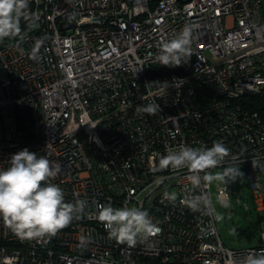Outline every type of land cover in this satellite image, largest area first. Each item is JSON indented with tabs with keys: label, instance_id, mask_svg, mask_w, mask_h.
Listing matches in <instances>:
<instances>
[{
	"label": "built area",
	"instance_id": "1",
	"mask_svg": "<svg viewBox=\"0 0 264 264\" xmlns=\"http://www.w3.org/2000/svg\"><path fill=\"white\" fill-rule=\"evenodd\" d=\"M27 12L21 34L0 40V167L25 148L58 162L50 182L84 207L39 239L0 219V264H244L264 251V230L255 246H226L211 185L158 167L182 146L223 143L229 156L217 168L239 167L251 189L244 208L264 224V118L245 104L264 98V0H30ZM186 25L193 55L160 65L161 43ZM151 103L155 114L137 112ZM215 193L242 204L231 181ZM194 196L209 203L193 212ZM100 206L146 210L157 231L118 243Z\"/></svg>",
	"mask_w": 264,
	"mask_h": 264
},
{
	"label": "clouds",
	"instance_id": "2",
	"mask_svg": "<svg viewBox=\"0 0 264 264\" xmlns=\"http://www.w3.org/2000/svg\"><path fill=\"white\" fill-rule=\"evenodd\" d=\"M29 3L30 0H0V40L21 34L20 21L28 16ZM193 31L191 25H186L174 38L163 41L157 62L168 67L186 63L193 55ZM159 109L160 105L151 103L138 108L137 112L155 114ZM96 142L99 143L98 138ZM228 156L229 149L221 142L203 148L182 146L178 151H169L161 156L158 167L177 171L188 169L187 179L194 188L202 183L209 186L213 182L227 184L243 177L235 164L215 174L208 170L220 167ZM60 171L58 162L52 163L45 156L30 152L27 148L12 154L7 167H0V219L20 237L39 239L54 236L68 227L82 211L83 203H66L63 190L50 182V178L56 177ZM170 198L175 200V194H171ZM208 203L200 196L186 201L193 212L201 211ZM219 203L221 207H229L226 199ZM97 219L103 222L110 239L130 246L138 242V237L146 239L157 231L148 212L137 207L100 206ZM216 219L222 220L223 216L218 215ZM87 242L86 237L80 238L82 246ZM244 264H264V251H250Z\"/></svg>",
	"mask_w": 264,
	"mask_h": 264
},
{
	"label": "rangeland",
	"instance_id": "3",
	"mask_svg": "<svg viewBox=\"0 0 264 264\" xmlns=\"http://www.w3.org/2000/svg\"><path fill=\"white\" fill-rule=\"evenodd\" d=\"M223 169L214 168L212 174L220 172ZM217 183L219 182H213L211 185V198L215 208L216 226L223 243L230 248H245L259 244L264 224L261 222L260 215L253 206L252 211L245 210L244 208L243 203L245 201L249 206L252 205V200L250 199L251 189L244 174L242 178L233 182V191L241 198V205H238L232 196L229 207H221L220 200L215 193V185ZM230 208L234 209L232 214L230 213ZM218 215H222L223 219L217 220L216 216Z\"/></svg>",
	"mask_w": 264,
	"mask_h": 264
},
{
	"label": "trees",
	"instance_id": "4",
	"mask_svg": "<svg viewBox=\"0 0 264 264\" xmlns=\"http://www.w3.org/2000/svg\"><path fill=\"white\" fill-rule=\"evenodd\" d=\"M245 104H247L251 109L256 110L264 118V98L263 97L250 96L246 99Z\"/></svg>",
	"mask_w": 264,
	"mask_h": 264
},
{
	"label": "water",
	"instance_id": "5",
	"mask_svg": "<svg viewBox=\"0 0 264 264\" xmlns=\"http://www.w3.org/2000/svg\"><path fill=\"white\" fill-rule=\"evenodd\" d=\"M230 213H231V214L233 213L232 209H230Z\"/></svg>",
	"mask_w": 264,
	"mask_h": 264
}]
</instances>
